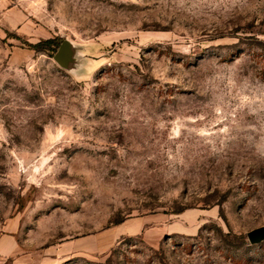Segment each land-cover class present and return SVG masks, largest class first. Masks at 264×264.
<instances>
[{"label": "rangeland", "instance_id": "obj_1", "mask_svg": "<svg viewBox=\"0 0 264 264\" xmlns=\"http://www.w3.org/2000/svg\"><path fill=\"white\" fill-rule=\"evenodd\" d=\"M263 224L264 0H0V264H264Z\"/></svg>", "mask_w": 264, "mask_h": 264}, {"label": "water", "instance_id": "obj_2", "mask_svg": "<svg viewBox=\"0 0 264 264\" xmlns=\"http://www.w3.org/2000/svg\"><path fill=\"white\" fill-rule=\"evenodd\" d=\"M247 237L250 242H259L264 239V224L250 229L247 232Z\"/></svg>", "mask_w": 264, "mask_h": 264}, {"label": "trees", "instance_id": "obj_3", "mask_svg": "<svg viewBox=\"0 0 264 264\" xmlns=\"http://www.w3.org/2000/svg\"><path fill=\"white\" fill-rule=\"evenodd\" d=\"M54 43H55L54 39L51 37H48V38L41 40V44H43L44 46L46 45L47 47H50V48L53 46ZM59 45H60V43H59Z\"/></svg>", "mask_w": 264, "mask_h": 264}, {"label": "bare ground", "instance_id": "obj_4", "mask_svg": "<svg viewBox=\"0 0 264 264\" xmlns=\"http://www.w3.org/2000/svg\"><path fill=\"white\" fill-rule=\"evenodd\" d=\"M62 46H63V44H62ZM60 54H61V52H57L56 57L59 58L60 57Z\"/></svg>", "mask_w": 264, "mask_h": 264}]
</instances>
